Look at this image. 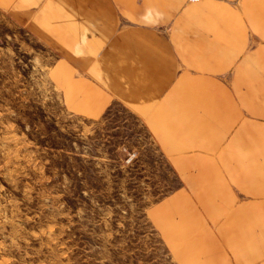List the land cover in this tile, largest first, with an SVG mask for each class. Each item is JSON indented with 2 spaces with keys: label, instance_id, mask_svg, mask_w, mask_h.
<instances>
[{
  "label": "crops",
  "instance_id": "0c3cea01",
  "mask_svg": "<svg viewBox=\"0 0 264 264\" xmlns=\"http://www.w3.org/2000/svg\"><path fill=\"white\" fill-rule=\"evenodd\" d=\"M0 3L71 20L58 40L101 49L100 92L74 82L66 102L119 100L175 160L182 183L155 224L179 264H264V0Z\"/></svg>",
  "mask_w": 264,
  "mask_h": 264
},
{
  "label": "rangeland",
  "instance_id": "374dc122",
  "mask_svg": "<svg viewBox=\"0 0 264 264\" xmlns=\"http://www.w3.org/2000/svg\"><path fill=\"white\" fill-rule=\"evenodd\" d=\"M18 10L0 3V264H179L155 224L175 160L119 100L70 109L74 82L100 92L101 49Z\"/></svg>",
  "mask_w": 264,
  "mask_h": 264
}]
</instances>
